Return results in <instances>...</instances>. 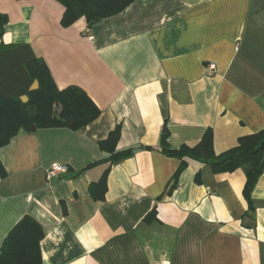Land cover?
Masks as SVG:
<instances>
[{"label":"crops","instance_id":"obj_1","mask_svg":"<svg viewBox=\"0 0 264 264\" xmlns=\"http://www.w3.org/2000/svg\"><path fill=\"white\" fill-rule=\"evenodd\" d=\"M0 12L4 44L31 45L58 88L81 87L102 111L79 131L21 129L0 149V244L30 214L45 231L43 264H264V172L248 213L242 169L191 162L168 195L180 161L135 150L112 167L103 202L88 188L105 166L83 171L107 156L98 143L117 124L118 150L158 148L165 122L172 149L211 128L217 154L264 130V0H136L69 28L56 0H0ZM54 164L68 171L48 179Z\"/></svg>","mask_w":264,"mask_h":264},{"label":"trees","instance_id":"obj_2","mask_svg":"<svg viewBox=\"0 0 264 264\" xmlns=\"http://www.w3.org/2000/svg\"><path fill=\"white\" fill-rule=\"evenodd\" d=\"M64 8L61 25L69 28L84 18L90 25L115 16L136 0H56ZM8 16L0 12V149L6 147L21 129L31 131L34 126L40 129L64 128L72 131L95 122L101 109L79 86L58 88L51 71L42 57L36 56L29 44H4L5 27ZM37 81L39 87L30 90ZM22 96H27L25 103ZM122 125L117 124L106 138L98 143L106 157L88 164L83 171L97 165L105 169L96 182L90 184L88 192L96 202L105 201L108 178L111 169L119 162L131 157L135 150H157L180 164L168 187L170 195L179 186L181 174L191 162L206 165L213 174L234 173L242 169L245 174L243 196L248 213L254 211L253 191L264 172V130L242 136L236 146L217 154L214 151V133L207 129L201 140L194 146L182 145L172 149L168 139L170 130L165 122L160 134L158 148L148 146L130 147L118 150ZM8 176L0 160V179ZM201 184V172L195 176ZM157 218V205L144 218L152 222ZM45 237L43 226L30 214L9 231L0 244V264H43L41 242Z\"/></svg>","mask_w":264,"mask_h":264},{"label":"built area","instance_id":"obj_3","mask_svg":"<svg viewBox=\"0 0 264 264\" xmlns=\"http://www.w3.org/2000/svg\"><path fill=\"white\" fill-rule=\"evenodd\" d=\"M89 39H94V37L92 35H89ZM216 66L215 64H210L209 65V73L212 74V72L215 70ZM68 171V167L67 166H64V165H57V164H54L52 165L48 170H47V178L48 179H51L59 174H62V173H65ZM127 203L124 202L123 203V206H126Z\"/></svg>","mask_w":264,"mask_h":264},{"label":"water","instance_id":"obj_4","mask_svg":"<svg viewBox=\"0 0 264 264\" xmlns=\"http://www.w3.org/2000/svg\"><path fill=\"white\" fill-rule=\"evenodd\" d=\"M39 87V84H38V82L37 81H35L34 83H33V85L31 86V88H30V90H36L37 88ZM21 100L23 101V102H27L28 101V97L27 96H22L21 97ZM36 130V127H32L31 128V131H35Z\"/></svg>","mask_w":264,"mask_h":264}]
</instances>
